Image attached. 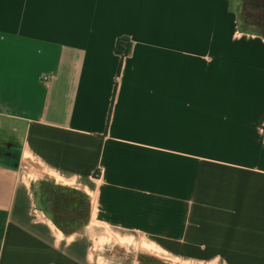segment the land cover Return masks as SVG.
<instances>
[{
    "label": "crops",
    "instance_id": "1",
    "mask_svg": "<svg viewBox=\"0 0 264 264\" xmlns=\"http://www.w3.org/2000/svg\"><path fill=\"white\" fill-rule=\"evenodd\" d=\"M239 13L0 0V264H89L38 198L48 177L95 186L97 223L180 241V264H264V37Z\"/></svg>",
    "mask_w": 264,
    "mask_h": 264
},
{
    "label": "rangeland",
    "instance_id": "2",
    "mask_svg": "<svg viewBox=\"0 0 264 264\" xmlns=\"http://www.w3.org/2000/svg\"><path fill=\"white\" fill-rule=\"evenodd\" d=\"M239 2L242 22L255 23L252 17L261 16L258 31L264 34V9L248 5L249 0ZM36 185L44 210L51 213L63 233L74 235L83 232L88 236L89 264H180V253L176 251L180 241H169L168 249L160 241H150L136 232L97 223L95 186L85 193L61 186L49 177ZM86 223H89V228L84 230Z\"/></svg>",
    "mask_w": 264,
    "mask_h": 264
},
{
    "label": "trees",
    "instance_id": "3",
    "mask_svg": "<svg viewBox=\"0 0 264 264\" xmlns=\"http://www.w3.org/2000/svg\"><path fill=\"white\" fill-rule=\"evenodd\" d=\"M234 2L236 5H238V6L240 5L239 0H234ZM248 5L255 6L256 9L262 10V9H264V0H249ZM260 17L261 16L252 17V20L255 23H243L242 17L240 16V13H239L238 19L240 22V30H242V32H245V33L261 35L264 37V34L261 33L260 31H258V29H259L258 23H261ZM131 49H132V44H131L129 39L124 38V39L118 40L117 46H116V54L122 58V62H123V59L131 53ZM122 62H121V66L119 68L118 74L121 73Z\"/></svg>",
    "mask_w": 264,
    "mask_h": 264
},
{
    "label": "built area",
    "instance_id": "4",
    "mask_svg": "<svg viewBox=\"0 0 264 264\" xmlns=\"http://www.w3.org/2000/svg\"><path fill=\"white\" fill-rule=\"evenodd\" d=\"M38 210V209H37ZM40 210V209H39Z\"/></svg>",
    "mask_w": 264,
    "mask_h": 264
}]
</instances>
